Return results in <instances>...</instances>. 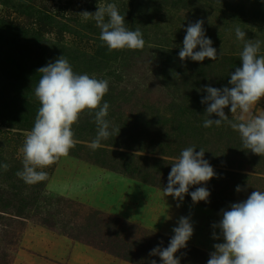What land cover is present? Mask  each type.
<instances>
[{
  "label": "rangeland",
  "instance_id": "1",
  "mask_svg": "<svg viewBox=\"0 0 264 264\" xmlns=\"http://www.w3.org/2000/svg\"><path fill=\"white\" fill-rule=\"evenodd\" d=\"M220 2L241 8L242 15L234 17ZM106 3L118 6L129 29L141 30L149 53L168 59L172 79L166 83L157 78L142 60L128 63L131 68L119 59L103 68L96 64L87 68L84 73L109 80L103 97L110 104L106 119L112 128H120L118 134L93 150L90 143L95 136L72 127L75 147L53 165L38 169L48 173L45 181L26 184L16 172L22 169L20 150L32 129L28 126L34 124L40 107L32 91L41 75L36 70L55 60L34 49L30 35L58 50L55 56L69 60L75 55L72 63L83 66L101 42L95 21H84L79 13H94ZM197 20L204 21L205 35L218 57L182 62L178 53L185 29ZM235 26L246 31V39L261 41L264 55V0H0V164L9 165L7 171L0 169V264H109L107 260L133 264L108 250L163 247L182 216L190 217L193 225L185 260L196 256L195 264H207L213 244L223 242L212 239L211 225L221 219L220 210L255 190L264 191V156L242 152L239 134L226 124L216 133L203 131L205 116L196 104L198 95H206L205 85H227L231 69L241 65L243 42L236 40ZM8 50L17 71L6 69ZM123 68L125 73L117 75ZM201 70L212 75L203 86L194 77ZM15 95L34 98L31 117L12 106ZM224 111L230 119L239 115L230 114L228 108ZM253 111L264 114V98ZM80 121L88 128L95 125L87 112L77 124ZM186 121L191 127L201 125L199 142L179 140L181 122ZM196 143L217 176L190 186L189 192L206 187L209 202L193 204L187 194L182 202L164 197L161 190L167 178L154 164L161 161L170 171L180 152ZM98 160H104L105 166ZM128 165L134 166L131 173L126 171ZM237 185L243 190L236 192ZM55 200H60L59 205ZM120 225L124 233L111 237Z\"/></svg>",
  "mask_w": 264,
  "mask_h": 264
},
{
  "label": "clouds",
  "instance_id": "2",
  "mask_svg": "<svg viewBox=\"0 0 264 264\" xmlns=\"http://www.w3.org/2000/svg\"><path fill=\"white\" fill-rule=\"evenodd\" d=\"M79 14L84 21H95L100 29L101 46H106L109 52L143 49V33L139 28L129 29L125 25L124 15L120 14L115 3L102 4L94 13L83 11ZM203 23V20H197L187 25L178 53L182 62L186 59L196 62L205 58L211 61L217 59V49L206 37ZM233 31L236 40L243 42L239 53L241 65L229 73L227 85L203 87L206 95L200 103L207 107L202 126L211 128L226 124L239 134L241 150L264 156V114L257 115L253 111L254 106L264 98L261 41L246 39V31L239 26H235ZM198 46L199 50H196ZM36 71L41 75L34 88V97L40 107L20 150L22 169L16 172V176L26 184L45 181L48 173L38 169L53 165L75 147L72 126L79 121L82 113L93 116L96 125V135L90 143L93 150L114 134L116 136L120 129L112 128L106 119L110 105L103 101V97L109 91L108 79L75 72L64 55ZM225 108L230 114L239 115L230 119ZM213 115L215 119L210 118ZM195 149V146L184 148L171 164L167 186L161 190L164 197L171 196L182 202L187 194L193 204L209 202L210 192L206 187H197L189 192L190 186L205 184L217 176L209 161L204 159L205 150L200 148L197 152ZM0 169L7 171L9 165L0 164ZM242 190L240 185L235 188L236 192ZM220 215L221 219L211 225L212 239H222L223 242L213 244L214 250L209 253L207 264H264V191H253L245 200L232 203L227 210L221 209ZM172 232L167 247L158 244L149 252L150 256L160 257V264H180V257L175 253L186 248L193 235L190 217H180ZM150 264H157V261L151 260Z\"/></svg>",
  "mask_w": 264,
  "mask_h": 264
},
{
  "label": "trees",
  "instance_id": "3",
  "mask_svg": "<svg viewBox=\"0 0 264 264\" xmlns=\"http://www.w3.org/2000/svg\"><path fill=\"white\" fill-rule=\"evenodd\" d=\"M226 5L227 4L226 3L224 4L223 2L219 3V6H221L227 12L236 13V14L232 13V15L234 17H236V15H239V16L242 15V12H238V10H241V8H238L237 6L228 8ZM30 39H32L34 41L32 43L33 45H35L34 49L37 47L39 50H41V52L43 54H49V55L51 54V56H53L55 59L59 57V56H55L57 54L58 50H55L54 47H50L49 44L42 43V41L40 43V39H37L32 34L30 35ZM15 43H17V42H15ZM15 46L16 45H14L12 47H15ZM53 53H55V54H53ZM113 57H115V58L112 59ZM11 58H12V53H11V51L8 50V57L5 58L6 69H8L9 72L15 71V70L17 71V68H16V66L13 63V60ZM164 58H166V57H164ZM75 59H77V58H75V55H72V58L69 59V62H70V64H72L73 70L77 73H80V74L86 72L87 68L90 69L91 67H93L94 64H96L97 67L103 68V67H106L109 63H113L114 60L119 59L121 61V63L126 64V66H125L126 68H131L132 67L131 65H134L135 62H139L140 60H142V64H148L149 67L150 66L152 67V71L154 72L155 76L157 75V78L164 80L166 83H168L172 79V75H171L170 69H169L168 59L162 60L160 55H154V54L149 53L146 46H144L143 49H141V50L122 49V50H113L112 52H109L106 46L102 47L100 44L99 47L97 48L94 56L90 57L88 61L85 60V62L83 63V66L76 67L74 65V63H72L73 61H75ZM128 63L131 65H128ZM235 68L236 67H233L231 69V72H234ZM118 69H119V67H118ZM201 72H203V73H201ZM111 73L114 75V72H111ZM122 73H125L124 68L120 69V71L116 72L117 75H120ZM195 76L199 77L196 82H199L201 84V86H203V85H205L204 83L206 81L209 82L211 80L212 75L210 73H206L204 70H201V71H197V73L194 75V77ZM118 79H120V78H118ZM34 88L32 91H34ZM15 96L16 97H14V99H13V105L12 106L20 109L21 113L24 114L26 118L31 117V114L35 112L33 110V107L31 106L32 105L31 101L33 102L34 98L32 97V99H30L29 95L27 98H24V99H21L17 95H15ZM203 96H204L203 94L198 95L197 97L199 99V102L196 103L197 106L200 105L199 111L202 114H204L205 108L207 107V105H203L200 103ZM17 97H19V98H17ZM103 101H106V100H103ZM93 124H95V123L93 122ZM181 124H182V126H181L182 130L178 132V135L180 137L179 140H188L189 138L190 139L193 138L195 141L199 142L198 138L201 137L202 134H200V133H202V130H200L198 128L201 127V125L191 127L189 124V121H186L185 124L183 122H181ZM32 125H34V124H32ZM32 125H29L28 128L31 129L33 127ZM185 126H187V127H185ZM72 127L76 128V130H79L80 132H86L87 131V132L92 133L93 136L96 135V125H93V126H91V128H88V124L80 121L79 124L76 123ZM188 127H190V128H188ZM87 128L89 130H87ZM217 129L218 128L216 126H213L211 128L203 129V131L206 130L208 132L216 133ZM191 146L196 147L195 151L200 150V148H201V147H198L197 143L194 145H191ZM242 152H244V150ZM100 155L104 156L103 151L100 153ZM98 161L101 162L99 164H101L102 166H105V164L103 163L104 160H98ZM160 162L161 161L155 163L153 168L156 171L158 169H162V172H163L162 176H165L167 178L170 171L166 170ZM133 168H134V166H133ZM133 168L130 165H128L126 167V171L131 173L130 169H133ZM55 201H56V205H59L58 202L60 200H55ZM52 204H55V203H52ZM94 213L98 214V212H94ZM109 222H111V221H109ZM123 226L124 225H120V227L118 229H114V232H110L113 235H111V234H109V235L111 237H113V236H118V234H123L124 233ZM169 240L170 239H167V241H166L167 245H164L163 247L168 246ZM190 249L191 248L186 247V248H183L182 250L178 251L177 253H175V256L180 257V264H189V263L195 264L194 263L196 261L195 259L199 258V257L197 258L196 256L191 255L192 261L191 260L186 261L185 259L187 257V254H190L188 252ZM151 250H152V248H147V246H143V247H139V248L135 247V248H132L130 250H125L122 253H120V252H118L117 249L113 248V249H110V251L108 250V253L113 255V256L119 257L123 261L133 263V264H150L151 260H156L157 264H160V257L159 256L153 257V256L149 255V252ZM192 251H194L195 253L199 252L198 250H192Z\"/></svg>",
  "mask_w": 264,
  "mask_h": 264
},
{
  "label": "crops",
  "instance_id": "4",
  "mask_svg": "<svg viewBox=\"0 0 264 264\" xmlns=\"http://www.w3.org/2000/svg\"><path fill=\"white\" fill-rule=\"evenodd\" d=\"M109 262V264H128V263H125V262H112L110 260H107Z\"/></svg>",
  "mask_w": 264,
  "mask_h": 264
}]
</instances>
